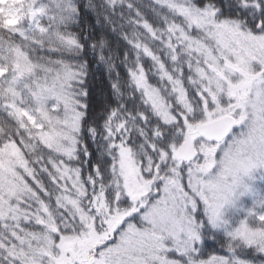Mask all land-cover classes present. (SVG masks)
<instances>
[{
    "label": "snow or ice",
    "instance_id": "obj_1",
    "mask_svg": "<svg viewBox=\"0 0 264 264\" xmlns=\"http://www.w3.org/2000/svg\"><path fill=\"white\" fill-rule=\"evenodd\" d=\"M0 264H264V0H0Z\"/></svg>",
    "mask_w": 264,
    "mask_h": 264
},
{
    "label": "trees",
    "instance_id": "obj_2",
    "mask_svg": "<svg viewBox=\"0 0 264 264\" xmlns=\"http://www.w3.org/2000/svg\"><path fill=\"white\" fill-rule=\"evenodd\" d=\"M145 3H147V0H145ZM121 50H123V42H120ZM121 76H126L125 69L123 67H120L117 69ZM125 72V75H124ZM92 92L95 93V95L99 92L100 88L103 87L107 89L108 87V79H107V71L100 66L93 65L92 68Z\"/></svg>",
    "mask_w": 264,
    "mask_h": 264
},
{
    "label": "rangeland",
    "instance_id": "obj_3",
    "mask_svg": "<svg viewBox=\"0 0 264 264\" xmlns=\"http://www.w3.org/2000/svg\"><path fill=\"white\" fill-rule=\"evenodd\" d=\"M123 47H124V45H123ZM124 75H125V72H124ZM93 95L95 96V93H93ZM211 247V246H210Z\"/></svg>",
    "mask_w": 264,
    "mask_h": 264
}]
</instances>
